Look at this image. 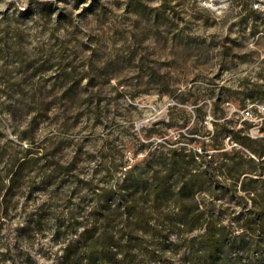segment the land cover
<instances>
[{"label": "rangeland", "instance_id": "374dc122", "mask_svg": "<svg viewBox=\"0 0 264 264\" xmlns=\"http://www.w3.org/2000/svg\"><path fill=\"white\" fill-rule=\"evenodd\" d=\"M254 17L256 28L251 25ZM261 22L264 0H0V31L5 26L16 29L20 44V54L0 53V83L5 78L11 83L7 94L39 82L47 92L56 69L52 63L62 59L76 65L68 80L80 78V70L90 64L89 76L80 84L89 77L92 82L75 99L78 116L66 132L61 158H78L85 178L101 158L133 164L175 150V158H196L199 170L205 166L201 158H214V177L199 190L204 201H213L207 214L214 220L205 225L216 230L219 240L249 245L247 257L264 258V228L251 229L246 219L251 207L264 211V181L243 182L254 192L243 207L237 197L247 193L241 188L242 176L236 178L242 170L252 171L255 178L264 176V164L259 173L260 165L246 161L258 160L251 147L264 146ZM198 113L204 115L202 122ZM215 123L222 125L216 143H211ZM152 124L163 135H153L142 145ZM43 132L38 129L39 135ZM9 138L16 140L15 130L1 122L0 146ZM260 158L264 161V155ZM218 162L227 164L220 169ZM118 177V172L112 175L111 182ZM23 201L17 199V206ZM42 219L47 226L54 223L49 210L42 212ZM21 221L13 216L6 223L15 230ZM197 234L195 229L189 236ZM51 235L49 229L27 239L13 233L16 264L40 259L37 248L51 247ZM177 239L175 231L165 232L163 248H156L160 259L151 264H179L187 246L180 242L173 253L167 245ZM225 248L230 262L241 264L235 257L240 247Z\"/></svg>", "mask_w": 264, "mask_h": 264}, {"label": "trees", "instance_id": "16d2710c", "mask_svg": "<svg viewBox=\"0 0 264 264\" xmlns=\"http://www.w3.org/2000/svg\"><path fill=\"white\" fill-rule=\"evenodd\" d=\"M250 12L260 15L251 9ZM246 19L241 18L239 23ZM250 19L256 28V18ZM7 27L0 31V53L20 54L19 32ZM261 27L264 29V22ZM52 64L56 69L47 92L45 83L39 82L27 91L7 94L11 83L7 78L0 83V123L9 122L16 137L0 146V264H16L11 246L13 233L18 239H27L31 233L48 229L52 232V246L38 247L40 259L31 262L26 258V264H151L160 259L156 248H163V234L172 230L179 239L167 242L169 250L176 253L180 242L187 246L179 264H232L225 247L233 245L240 247L235 257L241 264H264V258L247 257L249 245L226 237L219 240L216 230L206 226L214 220L207 214L213 201H204L199 190L214 177V158H201L205 166L200 170L195 169L196 158H175V150L164 154L159 151L163 158H140L133 164L124 158L118 163L114 158H101L87 178L78 158H61L66 132L75 126L78 116L75 99L92 82L89 77L81 85V78L89 76L92 66L88 64L80 70V78L68 80L76 65L62 59ZM56 89L61 92L56 93ZM203 119V113H198V120ZM220 125L215 123L211 143H216ZM38 129L44 132L39 135ZM153 135H163L154 124L147 128L142 145L150 142ZM20 142L26 146L22 148ZM19 147L21 152L17 151ZM250 149L258 160L246 161L260 165V173L264 146ZM208 155L203 153L204 157ZM218 163L220 169L227 164ZM117 172L119 177L112 183L110 178ZM251 173L242 170L236 174V178L242 176L241 188L247 193L237 197L243 207L248 197L254 196L243 182L264 181V176L255 178ZM20 197H24V203L18 207ZM45 210L53 215L52 226L43 224ZM13 216L22 220L15 230L6 223ZM246 219L251 229L264 228V211L256 212L251 207ZM195 229L199 234L189 236Z\"/></svg>", "mask_w": 264, "mask_h": 264}]
</instances>
